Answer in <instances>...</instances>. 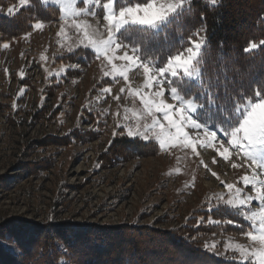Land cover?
Returning a JSON list of instances; mask_svg holds the SVG:
<instances>
[{
  "label": "rangeland",
  "instance_id": "374dc122",
  "mask_svg": "<svg viewBox=\"0 0 264 264\" xmlns=\"http://www.w3.org/2000/svg\"><path fill=\"white\" fill-rule=\"evenodd\" d=\"M66 2L49 0L47 5L61 10ZM7 8L0 7V13L8 15ZM76 9L81 15L71 17ZM103 13L102 3L97 7L76 0L65 21L44 24L43 29L12 40L8 49L0 48V225L19 217L36 222L135 224L163 231L215 226L216 231L191 234L188 240L222 259L240 262L232 248L238 244L251 249L252 241L240 232H228L227 226L241 231L248 226L206 213L211 212L210 203L212 211L223 209L218 197H229L221 181L256 195L241 180L252 176L250 162L235 153L224 161L219 145L201 148L208 142L202 134L195 152L176 147L157 156L110 161L112 143L127 135L124 125L151 123L141 104V96L151 93L142 68L119 59L109 64L103 56L84 52L94 53L84 47L82 32L92 39L108 37ZM76 23L82 25L79 33ZM200 36L204 41L203 31ZM125 51L135 56L123 48L109 56H122ZM117 70H123L128 80ZM106 88L111 92H104ZM162 99L175 103L167 91ZM202 110L198 108L193 118ZM185 131L197 136L190 128ZM234 163L241 166L233 168ZM26 164H42L46 169L31 174ZM252 207L258 211L255 200Z\"/></svg>",
  "mask_w": 264,
  "mask_h": 264
},
{
  "label": "trees",
  "instance_id": "16d2710c",
  "mask_svg": "<svg viewBox=\"0 0 264 264\" xmlns=\"http://www.w3.org/2000/svg\"><path fill=\"white\" fill-rule=\"evenodd\" d=\"M15 2L0 0V7H9ZM104 2L106 0H101L102 4ZM60 16L62 12L58 7L43 5L41 0H32L30 8L21 9L14 16L0 13V41L11 42L33 32L30 26L36 18L51 24L61 21ZM196 29L203 31L205 36L200 57L202 80L193 82L194 92L196 84H200L201 94L210 92L218 98L213 107L221 111L224 107H233L234 101L244 97L255 99L257 87L264 93V44L260 43L264 40V0H217L214 6L206 0H192L191 12L180 25H173L157 40L148 43L149 58L163 63L173 46L180 47L181 39H186ZM250 42L258 47L245 51ZM140 47L143 58L145 49L143 45ZM84 52L94 56L89 50ZM64 142V145L69 144ZM143 143L127 135L116 138L108 154L110 161L161 153L142 148ZM26 167L31 174L46 169L42 164H26ZM206 214L248 226L239 215L224 208ZM227 227L228 232L246 231ZM216 230L215 226H200L163 231L135 224L109 226L72 220L36 222L14 217L0 225V264H240L222 259L188 240L191 234Z\"/></svg>",
  "mask_w": 264,
  "mask_h": 264
},
{
  "label": "snow or ice",
  "instance_id": "6c2138e0",
  "mask_svg": "<svg viewBox=\"0 0 264 264\" xmlns=\"http://www.w3.org/2000/svg\"><path fill=\"white\" fill-rule=\"evenodd\" d=\"M206 2L213 6L217 4V0H206ZM41 3L47 5L49 0H41ZM75 3L76 0H67L65 7L61 9L65 15L60 16L59 19H66L69 8ZM82 3L101 6V0H82ZM31 6L32 0H16L7 8V14L14 16L21 9L26 10ZM102 8L103 18L109 25L108 37L92 39L90 34L84 31L81 33L87 41L84 47L92 48L97 58L103 56L109 64H112L114 59H119L130 61L133 65L142 68L148 81L145 87L151 93L141 96V104L145 113L151 116V123L137 122L134 126L124 125L127 135L144 141L145 143L141 145L144 149L159 152L176 147H188L195 152L198 136L202 134L208 138V142L199 145L201 148L207 149L219 145L222 151L218 154L224 161H228L235 153L243 160L250 162L248 167L252 170V176L245 175L241 177V180L245 187L251 185L256 195H249L244 193L242 188L221 181L230 194L227 199L220 196L218 200L223 201V208L227 212L239 215L248 222V229L242 235L252 241V248L245 249L238 244L232 248L239 254L240 264H264V179H259L260 176H264V93L257 87L254 90L255 99L244 97L234 101L233 107H224L221 111L213 107L218 98L213 97L210 92L201 94L200 84H196L194 92L193 82L202 80L200 50L203 39L200 36V29L194 30L186 39L182 38L180 47L173 46L163 63H160L158 59L149 58L148 43L157 40L173 25H180L186 14L191 12V0H106ZM89 14L95 15L92 12ZM79 15H81L80 9L70 14L71 17ZM75 26L79 33L82 25L76 23ZM30 27L33 30H41L44 22L36 18V22ZM61 31L63 32V28ZM91 36H95V29L92 30ZM260 43L264 44V40ZM0 45L8 49L10 42L0 41ZM141 45L145 49L143 58H141ZM257 47L256 43L250 42L245 51H251ZM121 48L131 50L135 56L129 55L128 51H125L122 56H109L110 51ZM112 66L115 69V65ZM117 71L125 81L128 80L123 70ZM149 73L151 75H148ZM104 74L109 75L108 72ZM165 85L167 88L164 87ZM103 91L110 93L111 89L106 88ZM123 91L124 89H121V92ZM165 91L169 99L175 103H166L162 99ZM116 99L119 100V97ZM224 103L226 105L227 101ZM198 108L203 111L193 118ZM208 125H213L214 128H209ZM215 125L223 126L215 128ZM186 128H190L197 136H190L189 132L185 131ZM201 163L203 164V161ZM213 163H216L215 159ZM240 166L235 163L232 165L233 168ZM256 169L259 171L257 172ZM211 175L219 179L216 172H211ZM253 200L256 201L258 211L252 207ZM207 207L209 211H212L213 204L210 203ZM227 223L232 224L235 221L228 220Z\"/></svg>",
  "mask_w": 264,
  "mask_h": 264
},
{
  "label": "bare ground",
  "instance_id": "6f19581e",
  "mask_svg": "<svg viewBox=\"0 0 264 264\" xmlns=\"http://www.w3.org/2000/svg\"><path fill=\"white\" fill-rule=\"evenodd\" d=\"M207 185L210 186L209 183H207Z\"/></svg>",
  "mask_w": 264,
  "mask_h": 264
}]
</instances>
